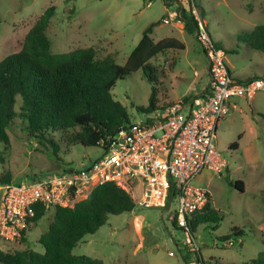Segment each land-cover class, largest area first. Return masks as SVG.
Returning a JSON list of instances; mask_svg holds the SVG:
<instances>
[{
	"label": "rangeland",
	"instance_id": "374dc122",
	"mask_svg": "<svg viewBox=\"0 0 264 264\" xmlns=\"http://www.w3.org/2000/svg\"><path fill=\"white\" fill-rule=\"evenodd\" d=\"M190 6L200 16L203 10L201 17L214 43L225 51L224 62L233 76H264V53L246 42L247 35L264 24V0H0V61L21 50L25 36L49 7L55 8L47 29L54 53L92 47L98 59L111 57L119 65H125L144 29L158 23L151 37L158 41L174 35L182 39L185 50L157 56L150 62L152 71L139 70L128 75L118 80L112 90L114 99L126 107L130 122L139 123L152 116L138 108L147 107L154 87L160 88L152 78L160 79L163 73L159 69L165 60H176L171 83L165 84L170 97H178L194 79L200 82L199 87L207 83L208 63L195 34L181 36L172 32V24L163 23L172 12L177 16L171 22L179 20V8L189 10ZM179 72L185 79L175 77ZM231 101H236L238 108L221 120L215 139L217 150L228 162V170L223 174L204 171L193 182L211 192V207L220 217L217 229L204 224L194 233L197 255L203 264H245L264 252V93L251 101L238 97ZM20 104L21 98L17 97L16 111ZM7 133L10 147L0 141V173L10 174L14 184L42 179L68 165L90 164L103 154L100 146L67 147L60 142L61 161L57 162L48 145L29 137L19 117ZM234 142L239 143L236 150L230 147ZM228 180H242L245 191H237ZM164 212L165 209L136 206L130 213L109 216L107 224L79 241L72 254L100 259L105 264L196 262L195 252L185 245L183 231L173 225L174 216L170 218ZM53 218L54 211H47L27 233L25 241L7 242L0 238V251L29 248L44 253L38 239L48 231ZM233 230L242 236L232 235L235 244L226 247L220 238Z\"/></svg>",
	"mask_w": 264,
	"mask_h": 264
},
{
	"label": "trees",
	"instance_id": "16d2710c",
	"mask_svg": "<svg viewBox=\"0 0 264 264\" xmlns=\"http://www.w3.org/2000/svg\"><path fill=\"white\" fill-rule=\"evenodd\" d=\"M54 11V7H49L25 36L21 50L0 61V141L6 148L10 147L7 130L19 117L29 137L48 145L59 162L60 142L67 147H97L131 125L126 107L112 95L117 81L139 70L152 71V59L171 50L182 51L185 44L174 37L155 41L151 34L158 23H152L144 29L125 65L117 64L111 57L98 59L92 47L57 54L52 51L47 35ZM201 16L204 17L203 10ZM179 17L185 29L197 37L198 26L191 6L189 10L180 7ZM246 42L252 49L264 53V24L256 26L247 35ZM152 79L159 85L157 77ZM159 91L154 87L149 105L138 108L139 111L152 113L166 108L158 104ZM17 97L21 98L19 111L15 110ZM56 135L61 137L56 138ZM241 138L240 135L239 140ZM230 147L236 150L239 143L234 142ZM8 183H12L11 175L0 173V184ZM228 183L241 193L245 191L242 180H228ZM135 207L131 196L115 183L100 184L75 206L54 210L48 231L38 239L44 253L29 248L0 251V264H105L86 255H73L72 250L86 235L96 233L107 224L109 216L130 213ZM46 213L45 208L38 206L34 224L37 225ZM219 222V212L208 203L203 211L192 216L190 226L195 233L204 224H212L217 229ZM173 225L177 227L176 219ZM236 231L220 240H229L232 235L242 236ZM249 263L264 264V252Z\"/></svg>",
	"mask_w": 264,
	"mask_h": 264
},
{
	"label": "built area",
	"instance_id": "2783aa9c",
	"mask_svg": "<svg viewBox=\"0 0 264 264\" xmlns=\"http://www.w3.org/2000/svg\"><path fill=\"white\" fill-rule=\"evenodd\" d=\"M192 15L198 43L209 63L208 92L156 109L149 119L123 128L100 143L103 154L90 164L68 165L26 184H0L2 240L27 237L35 226L38 206L46 211L73 207L96 186L113 182L131 196L135 206L165 209L164 214L174 216L185 245L197 259L199 248L190 220L211 203L212 195L193 182L204 171L223 174L228 170V162L215 145L219 123L235 108L230 105L232 98L251 101L264 93V76L247 81L233 77L224 62L225 51L212 40L205 20L197 9H192ZM176 16L172 13L163 23L169 24ZM234 244L231 239L223 241L226 247ZM189 264H203V260Z\"/></svg>",
	"mask_w": 264,
	"mask_h": 264
},
{
	"label": "crops",
	"instance_id": "0c3cea01",
	"mask_svg": "<svg viewBox=\"0 0 264 264\" xmlns=\"http://www.w3.org/2000/svg\"><path fill=\"white\" fill-rule=\"evenodd\" d=\"M172 13H176V12H172ZM169 24H172V32L173 33L180 34L181 36H184L185 33H190V32H188L185 29L184 22L181 21L180 19L177 20V21H175V22H170ZM193 34H195V33H193ZM195 36H196V34H195ZM170 37H174V38H176V39H178L180 41L182 40L179 37H176L174 35H172ZM184 50H182V51H184ZM171 51H178V50H171ZM168 52H170V51H168ZM203 54H204V52H203ZM205 59H206V57H205ZM206 61H207V59H206ZM207 63H208V61H207ZM175 65H176V60L175 59L165 60V62L163 63V66H161L160 69H159L163 73L160 76V79L158 80L159 81V85H160V88L159 89L161 91V93L159 91V93L161 95V97H160L161 99L157 98V100L159 102L158 104H159L160 107H162V106L168 107V106H171L173 104H176V103H178L179 101H182V100L189 101L190 99L194 98L197 95H202V94L207 93L208 90H209V85H210V82H211V77L209 75V63H208L207 83L205 85H201L199 87V83L200 82L198 80L194 79V80H192L189 83V85L186 88L182 89V93L178 97H176V98L170 97V90L166 87L165 84H167L168 82L171 83V80H172V78H171V72L175 71ZM196 75L198 76V73ZM175 77L177 79H179V80L185 79L184 78V75L182 74V72H179V75L178 76H175ZM233 77H235V76H233ZM252 77H260V76L256 75V76H251V77H247V78H243V79H239L237 77H235V78L238 79V80H240V81H245V80H248L249 78H252ZM232 104H235L236 106H235V108L232 107L231 110H234V109H237L238 108V105H237L236 101L235 102H232L231 101V104L230 105H232ZM253 109L254 110H257L254 104H253ZM231 110H230V112H231ZM229 113H228V115H229Z\"/></svg>",
	"mask_w": 264,
	"mask_h": 264
}]
</instances>
